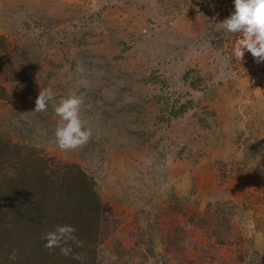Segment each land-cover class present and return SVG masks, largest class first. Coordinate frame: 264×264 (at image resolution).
I'll list each match as a JSON object with an SVG mask.
<instances>
[{
	"label": "rangeland",
	"instance_id": "1",
	"mask_svg": "<svg viewBox=\"0 0 264 264\" xmlns=\"http://www.w3.org/2000/svg\"><path fill=\"white\" fill-rule=\"evenodd\" d=\"M191 8L182 11L173 0H41L14 24L0 22V85L8 94L0 99V136L57 164L76 163L92 177L108 221L100 264L158 256L162 264H264V143L238 132L227 106L200 105L198 95L216 82L209 67L221 56L205 44L193 49L203 24ZM174 30L180 35L172 37ZM256 64L264 73V61ZM44 88L55 97L37 113ZM70 95L82 98L81 119L92 136L62 151L54 106ZM218 129L230 130L222 153L234 148L232 161L207 150V136L212 141ZM194 152L201 200L173 191L167 203L143 204L137 183L151 172L166 177L171 157L191 166ZM145 154L152 163L139 168ZM109 195L122 199L105 200Z\"/></svg>",
	"mask_w": 264,
	"mask_h": 264
},
{
	"label": "trees",
	"instance_id": "2",
	"mask_svg": "<svg viewBox=\"0 0 264 264\" xmlns=\"http://www.w3.org/2000/svg\"><path fill=\"white\" fill-rule=\"evenodd\" d=\"M6 98L0 85V99ZM98 193L78 164H57L32 146L0 136V264H80L59 248L44 247L41 237L64 224L75 227L83 247L71 241L62 246L82 253L83 264H100L99 245L108 221L102 220Z\"/></svg>",
	"mask_w": 264,
	"mask_h": 264
},
{
	"label": "crops",
	"instance_id": "3",
	"mask_svg": "<svg viewBox=\"0 0 264 264\" xmlns=\"http://www.w3.org/2000/svg\"><path fill=\"white\" fill-rule=\"evenodd\" d=\"M31 6L33 8L41 7V0H0V22H4L7 25L14 24L19 20L18 18H20V14L25 11L24 8L26 7L27 9H30ZM170 34H172V37H176L177 35H180V32H176L174 30ZM196 48L197 47L193 49L197 50ZM199 51L200 50H198V53L196 54V57L198 59L201 54ZM206 52H210L211 54V51L209 50H207ZM213 53L215 57H218L215 52ZM192 58L193 59L190 63L195 64L198 60L195 57ZM215 66L214 64H211V66L209 67L210 71L213 70L211 71L212 74L215 70ZM222 78L223 79L219 82L208 84V88L206 90L204 89L203 93L200 96L198 95L197 99H200V105L208 106L210 108L216 109V111L222 109L221 104H223L225 107L227 106V109L229 111L227 113L228 116L229 114L237 116L233 120L235 125L234 128H239V130H237L238 132H251L253 139L257 140V142L264 143V73L263 76L260 77L261 85L259 86V88L248 87L246 78L225 79L224 76ZM229 89L230 91H227ZM234 105H236L237 107H235ZM243 105L246 106V116H241L240 114V112H242L240 106ZM244 106L242 108H244ZM237 112L239 114H237ZM249 121H251L254 125L250 126ZM223 131L224 130L222 129H218V131L214 130L212 132V135L216 134V136H213L212 141H210V137L207 136V141H209L210 143L209 145H207V150L218 153H220L221 151L222 155L228 156L226 162H229L232 161L235 157V149L232 147L233 149L231 151L228 147L226 152L222 153L225 150L223 146L229 145V141L227 140L228 135L226 132H230V130L225 129V131ZM205 133H207V135L210 134L208 132H200L198 135L195 133V135L203 138L204 136L206 137ZM151 157H153V155H151ZM213 157L216 159L215 156ZM197 158V153L194 152L193 156L191 157L192 165L188 166L187 162L183 160L181 161L180 159L176 158L175 160H173L171 157V161H168L166 164V177L159 178V176L157 175L152 177L151 172L149 174L150 177L148 176L149 178H146L145 182H138L136 191L138 193L144 192V196L142 198V202H144L143 204L151 201L150 198L152 199V201L149 205H151L155 200L158 203H167V200H170L168 198V193L172 195L173 191H178V193L182 192L183 194L184 192H186V194L191 193L192 195H189L191 196L190 199L192 198V200H196L197 202L200 201V193L202 191L199 184L202 183V175H200L201 171L197 170L196 168V161H198ZM214 158L210 157V160H208L209 163H212L214 161ZM140 161L141 163H138L139 168H146L147 162L148 165L152 163L150 161V157L147 154H145ZM188 161H190V159ZM104 199L113 202L121 201L122 196L109 195ZM115 206L116 205L112 203V207ZM157 247L161 248V245ZM145 264H162L161 256L148 258V261L145 262Z\"/></svg>",
	"mask_w": 264,
	"mask_h": 264
},
{
	"label": "clouds",
	"instance_id": "4",
	"mask_svg": "<svg viewBox=\"0 0 264 264\" xmlns=\"http://www.w3.org/2000/svg\"><path fill=\"white\" fill-rule=\"evenodd\" d=\"M234 11L229 17L217 23V32L224 35L237 34L239 38L234 44V56L241 62L244 52L251 53L256 63L264 61V0H233ZM55 94L51 88L41 89L35 100L33 111L37 113L47 111L50 101ZM83 100L77 95H70L54 106V111L60 117L55 129V140L62 151L76 150L86 145L91 136L90 128L84 126L81 119V105ZM76 229L72 225H56L53 230L45 233L41 239L45 240L44 247L49 251L59 248L64 256L83 264V254L73 253L69 247H63L68 242H74L77 247H83V242L74 235Z\"/></svg>",
	"mask_w": 264,
	"mask_h": 264
},
{
	"label": "built area",
	"instance_id": "5",
	"mask_svg": "<svg viewBox=\"0 0 264 264\" xmlns=\"http://www.w3.org/2000/svg\"><path fill=\"white\" fill-rule=\"evenodd\" d=\"M177 8L186 11L188 7L195 10L199 20L201 19L203 28L193 37V43L196 47L205 44L213 52H217L221 56L220 65L215 67L211 76V82L221 81L224 77L227 79L246 78L247 84L251 88H259L260 77L263 68L257 66L250 52L245 50L244 59L239 63L234 56V44L240 34H227L217 32V23L223 21L235 10L233 0H173ZM186 5V7H181ZM145 33V29L143 30ZM210 82V83H211Z\"/></svg>",
	"mask_w": 264,
	"mask_h": 264
}]
</instances>
